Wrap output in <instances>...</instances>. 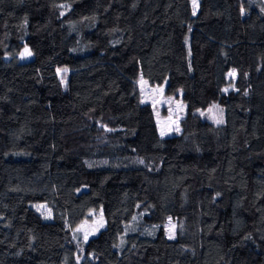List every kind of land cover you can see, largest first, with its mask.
Instances as JSON below:
<instances>
[{
  "label": "trees",
  "instance_id": "1",
  "mask_svg": "<svg viewBox=\"0 0 264 264\" xmlns=\"http://www.w3.org/2000/svg\"><path fill=\"white\" fill-rule=\"evenodd\" d=\"M0 264H264V0H0Z\"/></svg>",
  "mask_w": 264,
  "mask_h": 264
},
{
  "label": "rangeland",
  "instance_id": "2",
  "mask_svg": "<svg viewBox=\"0 0 264 264\" xmlns=\"http://www.w3.org/2000/svg\"><path fill=\"white\" fill-rule=\"evenodd\" d=\"M33 58V51L29 46H26L20 54V60L30 61L33 60ZM96 60L97 57H89L84 60L68 62L66 69L67 71L69 70L70 74L82 76L89 73L92 64ZM61 63L62 62H58L59 65H62ZM142 91L144 94V100L152 103L156 108V116L161 134L163 136H170L179 133L181 130L182 119L187 112V104L184 102L182 96L169 95L166 91V84L162 86L153 85L148 82V80H144ZM203 114L217 123L222 122L225 118L224 109L219 105H213L210 109L203 112ZM104 222V217L100 214L95 221L84 222L81 225V230L87 237L91 235L95 236L101 231ZM169 226L171 233L174 234V225L170 223Z\"/></svg>",
  "mask_w": 264,
  "mask_h": 264
}]
</instances>
